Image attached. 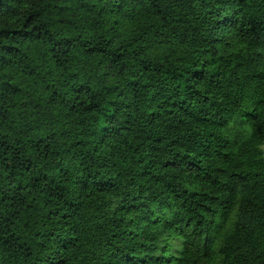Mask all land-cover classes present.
Segmentation results:
<instances>
[{"label": "trees", "instance_id": "1", "mask_svg": "<svg viewBox=\"0 0 264 264\" xmlns=\"http://www.w3.org/2000/svg\"><path fill=\"white\" fill-rule=\"evenodd\" d=\"M0 264H264V0H0Z\"/></svg>", "mask_w": 264, "mask_h": 264}, {"label": "rangeland", "instance_id": "2", "mask_svg": "<svg viewBox=\"0 0 264 264\" xmlns=\"http://www.w3.org/2000/svg\"><path fill=\"white\" fill-rule=\"evenodd\" d=\"M172 245L174 246V248H172V251H175V250H176L175 248L178 246L177 241L174 240V241L172 242Z\"/></svg>", "mask_w": 264, "mask_h": 264}]
</instances>
